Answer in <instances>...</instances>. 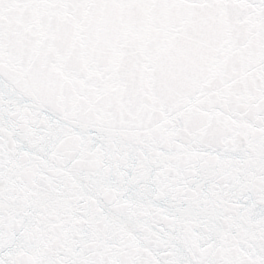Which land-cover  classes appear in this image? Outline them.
<instances>
[{
    "label": "snow or ice",
    "instance_id": "snow-or-ice-1",
    "mask_svg": "<svg viewBox=\"0 0 264 264\" xmlns=\"http://www.w3.org/2000/svg\"><path fill=\"white\" fill-rule=\"evenodd\" d=\"M0 264H264V0H0Z\"/></svg>",
    "mask_w": 264,
    "mask_h": 264
}]
</instances>
